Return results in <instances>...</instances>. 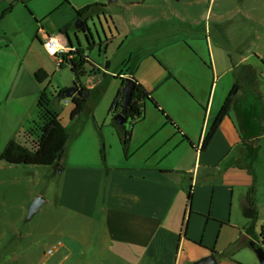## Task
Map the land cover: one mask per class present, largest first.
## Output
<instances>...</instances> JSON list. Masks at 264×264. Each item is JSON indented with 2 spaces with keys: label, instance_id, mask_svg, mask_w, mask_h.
Segmentation results:
<instances>
[{
  "label": "crops",
  "instance_id": "crops-1",
  "mask_svg": "<svg viewBox=\"0 0 264 264\" xmlns=\"http://www.w3.org/2000/svg\"><path fill=\"white\" fill-rule=\"evenodd\" d=\"M154 1L132 0L127 7L145 8ZM188 1L208 7L207 17L213 0ZM156 3L155 20L163 19L161 0ZM175 15L185 17L180 11ZM152 18L132 19L129 26L138 30ZM211 32L205 33L207 48L191 47V61L171 67L167 80L187 94L184 100L193 110L178 119L157 108L166 123L157 120L139 134L137 125L147 121L145 113L130 129L127 152L122 135L128 131L115 121L105 129L106 120L102 126L94 120L92 131H78L73 151L68 135L64 151L49 167L60 180L42 207L51 201L49 215L56 220L46 235L63 240L53 253L47 252L51 257L62 248L55 264H197L212 255L217 264H252V244L258 248L264 232V70L252 64L254 45L248 51L242 45L230 47L222 33L215 35L213 45ZM198 37L194 40L203 39ZM158 55L148 57L160 62ZM116 77L121 83L134 79L129 70ZM135 82L147 91L145 82ZM237 84L236 101L204 147ZM18 134L8 131L6 141ZM36 172L37 167L0 160V196H14L22 183L34 184ZM28 195L31 206L36 191Z\"/></svg>",
  "mask_w": 264,
  "mask_h": 264
},
{
  "label": "rangeland",
  "instance_id": "rangeland-1",
  "mask_svg": "<svg viewBox=\"0 0 264 264\" xmlns=\"http://www.w3.org/2000/svg\"><path fill=\"white\" fill-rule=\"evenodd\" d=\"M130 1L109 4L108 0H0V151L8 143V131H18V137L33 127L42 93H46L50 108L67 129L69 143H74L71 151L76 148L78 131H92L94 120L100 126L106 120L104 128L108 129L118 115L110 113L122 87L116 76L124 70H129L136 81L145 82L151 98L146 103L147 121L137 125L139 134L157 120L166 123L157 106L180 119L184 111L193 109L184 100L187 94L167 81L170 68L179 61L189 63L191 47L200 45L206 49L209 35L205 33L210 30L213 45H217L215 35L221 33L230 47L242 45L243 51H248L254 45L252 64L264 70V0H213L207 17L208 7L189 5L188 0L181 4L161 0L165 15L157 20L158 0L145 8L128 9ZM96 4L100 6L93 7ZM89 7L88 12L78 16ZM177 11L185 17L178 18ZM146 17H153L152 21L138 30L129 26L132 19ZM198 17L200 24L194 21ZM79 20L86 25L84 30L76 28ZM45 35L58 36L66 47L75 49L61 54L62 64L45 51ZM196 35L203 39L195 41ZM155 52L160 62L148 57ZM258 53L262 55L260 59ZM73 63L80 66L79 76L72 70ZM38 72L47 78L39 82ZM100 78L102 81L96 80ZM74 86L90 89L83 114L75 118L72 99L61 96ZM133 124L129 118L121 130L130 132ZM23 142L30 148L37 144L36 138L27 133ZM36 176L34 184L22 183L14 196H0V264H55L63 251L61 248L54 256H47L50 249L63 243L61 238L46 235L50 222L56 221L54 215H49L51 201L32 219H28L29 211L25 213L31 202L29 190L36 191L35 197L51 200L55 192L51 189L55 190L60 180L49 167H37ZM261 243L258 248H262ZM254 257L252 264H261L257 255Z\"/></svg>",
  "mask_w": 264,
  "mask_h": 264
},
{
  "label": "trees",
  "instance_id": "trees-1",
  "mask_svg": "<svg viewBox=\"0 0 264 264\" xmlns=\"http://www.w3.org/2000/svg\"><path fill=\"white\" fill-rule=\"evenodd\" d=\"M175 1L179 2L181 0ZM95 6L99 7L100 5L96 4L93 7ZM91 8L92 7H89L84 11L78 12V16H82L83 12H88ZM72 70L79 76L80 66L78 63H73ZM46 78L47 77L43 72H38L36 74V79L39 82H42ZM125 86L126 81H123L122 87L119 89L118 94L112 103L110 113L118 114L120 112L119 109H122V113L129 116L133 120V123L141 121L145 118L146 103L150 100V96L141 85L136 83L133 103L129 109L124 110L122 101ZM240 89L241 87L237 84L230 92V95L223 105L219 115L207 133L204 141V147L208 146L222 120L228 116L234 102L237 99ZM89 98L90 89L80 87L78 94L72 99V102L75 104V110L73 112L74 118L82 114ZM157 108L159 109L158 106ZM161 112L163 113V111ZM168 120L170 121V118H168ZM34 124L35 125L26 133L36 138L37 144L30 148L25 142L22 143L24 139L23 134V136L21 135L22 137L20 136L18 139L11 140L7 144L0 155L1 161H4L9 165L16 166L52 167L56 164L60 154L64 151L67 144L68 133L62 125L59 115L50 108V103L46 93H42L40 96L37 121ZM130 136V132H125L122 135V143L126 152ZM189 199H192L191 193L189 194ZM251 205H253L252 201Z\"/></svg>",
  "mask_w": 264,
  "mask_h": 264
},
{
  "label": "water",
  "instance_id": "water-1",
  "mask_svg": "<svg viewBox=\"0 0 264 264\" xmlns=\"http://www.w3.org/2000/svg\"><path fill=\"white\" fill-rule=\"evenodd\" d=\"M118 1L119 0H108V3L109 4H115ZM85 26L86 25L82 22V20H79L76 24V28L78 30H84ZM135 89H136L135 80L133 78H128L126 80V86L124 87V90H123L122 105H123L124 110L129 109L130 106L132 105ZM78 92H79L78 86H74L70 89L65 90L64 93L62 94V97L64 99H73L78 94ZM126 121H127V118L124 116L123 113H119L115 117V122L118 125V127L124 126ZM44 203H45V199L42 196H37L29 208L28 219H32L36 214H38L40 212V210L42 209ZM252 247H253L254 252L256 253L260 263L264 264V250L262 248H256L254 243L252 244ZM197 264H217V262H216L215 256L212 255L210 257H207V258L201 260Z\"/></svg>",
  "mask_w": 264,
  "mask_h": 264
},
{
  "label": "built area",
  "instance_id": "built-area-1",
  "mask_svg": "<svg viewBox=\"0 0 264 264\" xmlns=\"http://www.w3.org/2000/svg\"><path fill=\"white\" fill-rule=\"evenodd\" d=\"M43 46L45 51L47 52V54L50 57H54V58H58V62L59 64L63 63V60L60 59L61 58V54L64 53H68L71 50H75V49H71L70 47H66L61 38H59L58 36H46L44 41H43ZM263 242L261 243V247L264 250V232H263ZM56 248V247H55ZM55 248L50 249L48 251L49 254L53 253V251L55 250Z\"/></svg>",
  "mask_w": 264,
  "mask_h": 264
}]
</instances>
